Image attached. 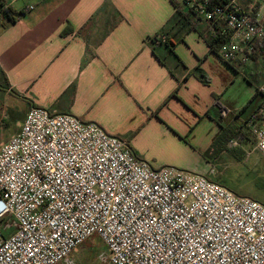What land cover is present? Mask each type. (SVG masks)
<instances>
[{
  "label": "built area",
  "instance_id": "2783aa9c",
  "mask_svg": "<svg viewBox=\"0 0 264 264\" xmlns=\"http://www.w3.org/2000/svg\"><path fill=\"white\" fill-rule=\"evenodd\" d=\"M170 1L217 27L229 63L248 65L263 47L264 0ZM250 122L264 157V108ZM93 236L109 264H264V203L205 175L154 167L98 124L32 106L0 144V264H74Z\"/></svg>",
  "mask_w": 264,
  "mask_h": 264
},
{
  "label": "crops",
  "instance_id": "0c3cea01",
  "mask_svg": "<svg viewBox=\"0 0 264 264\" xmlns=\"http://www.w3.org/2000/svg\"><path fill=\"white\" fill-rule=\"evenodd\" d=\"M5 2L16 20L0 24V94L25 111L14 134L38 106L98 124L154 167L210 176L208 152L238 155L245 141L256 150L263 56L225 61L208 46L214 31L203 34L205 24L170 0ZM225 132H236L235 149L219 143Z\"/></svg>",
  "mask_w": 264,
  "mask_h": 264
},
{
  "label": "rangeland",
  "instance_id": "374dc122",
  "mask_svg": "<svg viewBox=\"0 0 264 264\" xmlns=\"http://www.w3.org/2000/svg\"><path fill=\"white\" fill-rule=\"evenodd\" d=\"M256 73L260 84H263L264 64H261ZM2 84L0 75V89ZM262 98L260 95V99ZM18 108L10 109L9 102L0 94V144L7 142L16 132V121L19 124L22 122L25 111H21V106ZM207 160L214 166L213 173L207 177H213L238 196L264 199V173L259 174L256 170L263 165L264 158L254 150L252 141H245L238 155L227 152L219 158L211 155ZM74 255L76 264H109L106 247L98 236L83 243Z\"/></svg>",
  "mask_w": 264,
  "mask_h": 264
},
{
  "label": "trees",
  "instance_id": "16d2710c",
  "mask_svg": "<svg viewBox=\"0 0 264 264\" xmlns=\"http://www.w3.org/2000/svg\"><path fill=\"white\" fill-rule=\"evenodd\" d=\"M6 5H7V3L5 2V0H0V24H2L3 22H15V20H16L15 19L16 13H15L14 9L11 7H6ZM178 15L184 16V14L180 11L178 12ZM186 17H188V16H186ZM195 23H197V22H195ZM209 31L210 32L214 31V34L209 35V37H207V35H206L208 46L210 47L211 51L218 53V49L220 47V44L225 41V38L220 37V31L217 29L216 26L210 27V26L205 25V29L203 30L202 33L207 34ZM257 50L259 52L256 53L253 58L256 59L259 56H263V58H264V44H263V47L259 46V48ZM1 73H2V71H1ZM2 76L6 80V77L3 73H2ZM261 95L263 97L262 98L263 104H262L261 108H264V92L261 93ZM236 132H234V133L225 132L224 135L220 138L219 143L224 144V147L227 149L230 140H232L236 136L235 135ZM219 153H220L219 150L213 151V155H216ZM211 154H212V152H208L206 154V157L209 158L211 156Z\"/></svg>",
  "mask_w": 264,
  "mask_h": 264
}]
</instances>
